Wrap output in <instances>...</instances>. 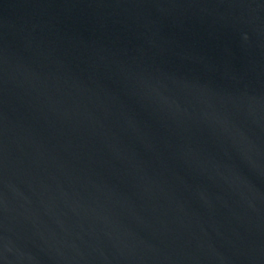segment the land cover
<instances>
[{"label": "water", "instance_id": "95a60500", "mask_svg": "<svg viewBox=\"0 0 264 264\" xmlns=\"http://www.w3.org/2000/svg\"><path fill=\"white\" fill-rule=\"evenodd\" d=\"M0 264H264V0H0Z\"/></svg>", "mask_w": 264, "mask_h": 264}]
</instances>
